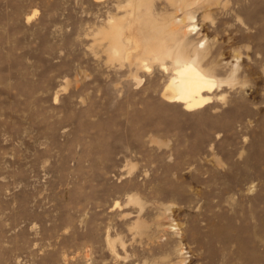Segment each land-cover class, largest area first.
Here are the masks:
<instances>
[{
	"label": "rangeland",
	"instance_id": "374dc122",
	"mask_svg": "<svg viewBox=\"0 0 264 264\" xmlns=\"http://www.w3.org/2000/svg\"><path fill=\"white\" fill-rule=\"evenodd\" d=\"M175 7L0 0V264H264V0L192 9L206 69L237 70L197 110L103 36L149 39Z\"/></svg>",
	"mask_w": 264,
	"mask_h": 264
},
{
	"label": "bare ground",
	"instance_id": "6f19581e",
	"mask_svg": "<svg viewBox=\"0 0 264 264\" xmlns=\"http://www.w3.org/2000/svg\"><path fill=\"white\" fill-rule=\"evenodd\" d=\"M170 1L177 11L185 12V18L171 22L163 29L153 28L149 39L140 41L131 33H125L121 22L116 20H110L103 36L109 42L113 59L126 60L139 70L146 71H150L156 63L164 72L173 73L167 86H164V99L180 103L187 110L201 109L212 102L210 95L217 88L233 80L237 70H233L232 79L222 82L203 64L211 51L205 39L196 42L200 28L192 10L202 0ZM167 60H171V66H168ZM134 78L139 84L142 82L137 74Z\"/></svg>",
	"mask_w": 264,
	"mask_h": 264
}]
</instances>
